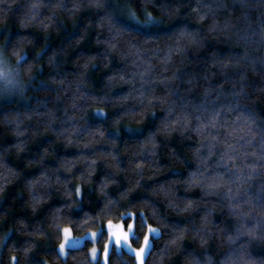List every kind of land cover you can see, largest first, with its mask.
I'll use <instances>...</instances> for the list:
<instances>
[{"label":"clouds","instance_id":"1","mask_svg":"<svg viewBox=\"0 0 264 264\" xmlns=\"http://www.w3.org/2000/svg\"><path fill=\"white\" fill-rule=\"evenodd\" d=\"M0 264H264V0H0Z\"/></svg>","mask_w":264,"mask_h":264}]
</instances>
